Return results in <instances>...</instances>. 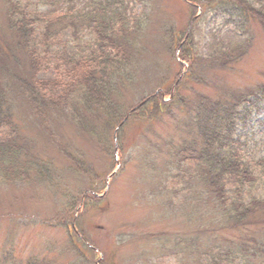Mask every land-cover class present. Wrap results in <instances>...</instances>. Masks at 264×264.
Returning <instances> with one entry per match:
<instances>
[{"label":"rangeland","instance_id":"obj_1","mask_svg":"<svg viewBox=\"0 0 264 264\" xmlns=\"http://www.w3.org/2000/svg\"><path fill=\"white\" fill-rule=\"evenodd\" d=\"M52 1H47L52 6L43 4L41 9L64 7ZM74 1L79 7L87 0ZM148 4L150 14L135 57L138 74L130 85L120 87L112 105L113 117L96 105L93 112L82 108L75 112V102H66L67 107L50 117L51 123L45 127L30 114L19 85L14 83L15 118L20 134L35 153L31 166L45 164L47 171L38 177L36 168L29 172L18 168L14 177L0 178V264H26L36 259L39 264H95L101 258L100 264H197L192 255L196 252L189 244L183 246L180 238L198 239V251L218 239L212 232L220 220L216 199L211 193L203 194L207 190L204 184L193 180L181 185L176 176L178 166L184 170L198 161L191 158V148L187 155L192 162L180 156L195 137L189 127L191 116L164 112L148 121L134 117L133 110L155 93L168 100L170 93L179 89L189 101L202 96L219 98L223 91L253 93L264 83V28L260 24L255 27L247 52L239 60L217 68L201 63L193 71L178 49L184 37L175 34L192 33L196 54L204 56L212 35L229 41L237 33L222 26L221 16L194 18L199 11L194 13L188 0H149ZM128 8L133 21L140 12L144 14L142 3L130 1ZM6 10V0H0L3 49L12 48L14 41ZM92 36L87 34L84 41ZM13 50L15 57L8 54V61L14 58L15 75L30 80L27 54L19 47ZM57 75L61 74L52 65L43 67L38 78L54 79ZM67 81L61 77L54 93L64 96ZM236 133L247 145L246 157L263 154L264 118L254 115L246 128ZM196 145L200 148L201 142ZM263 219L259 214L251 230L231 229L229 233L253 243L260 239L261 234L255 232ZM251 254L247 251L249 257ZM261 260L264 253L251 262L260 264Z\"/></svg>","mask_w":264,"mask_h":264},{"label":"trees","instance_id":"obj_2","mask_svg":"<svg viewBox=\"0 0 264 264\" xmlns=\"http://www.w3.org/2000/svg\"><path fill=\"white\" fill-rule=\"evenodd\" d=\"M47 1L6 0L8 28L14 41L12 48L0 46V178L3 179L14 177L18 168L28 172L36 168L38 177L47 171L45 164L31 166L35 153L30 142L20 134L21 127L14 113L12 94L16 85L30 114L48 127L50 117L67 107L66 102H75L72 106L75 112L79 108L93 112L96 105L113 117L116 112L112 105L120 87L130 85L138 74L135 57L141 49L140 33L150 14L149 0H87L79 7L74 0H53L54 4L64 7L42 10L41 6L46 4L52 6ZM130 1L144 5V14L140 12L136 21L128 8ZM188 1L194 13L201 9L203 15L221 16L222 26H230L229 29L239 34L229 41L212 35L208 54L204 56L196 54L197 45L192 33L189 34L180 50L183 59L191 62L193 71L201 63L217 68L239 60L254 37V27L260 24L264 28V0ZM87 34H92V39L84 41ZM244 35L246 39H242ZM174 37H185V32ZM18 47L28 56L30 80L15 75L11 65L12 61L15 66L14 58L8 61V54L15 57L13 49ZM52 65L61 75L54 79L38 78L43 67ZM63 76L68 80L67 88L66 94L60 96L54 93L55 85ZM184 96L179 89L165 101L157 93L134 112V117L148 121L164 112L179 114L180 111L191 116L189 127L195 137L180 156L192 162L187 155L191 148V158L198 161L189 164V168L185 166L184 170L178 166L176 176L181 185H190L193 180L204 184L207 190L203 194L211 193L216 199L220 220L218 229L212 231L218 239L209 243L204 251L196 249L198 239L185 238L186 241L183 237L179 241L183 246L189 244L191 251L196 252L192 255L197 264H253L251 259H260L264 253V219L255 232L261 234L260 239L253 243L230 235L229 231L251 230L255 218L259 214L264 217V151L260 157H246L247 145L236 133L237 129L246 128L254 115L264 118V83L248 94L231 95L223 91L219 98L202 96L190 101ZM199 141L200 148L196 145ZM219 230L229 234H220ZM247 251L252 253L250 257ZM38 262L36 259L26 264ZM260 264H264V260Z\"/></svg>","mask_w":264,"mask_h":264}]
</instances>
